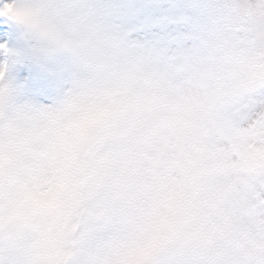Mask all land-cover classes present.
Here are the masks:
<instances>
[{"label":"clouds","instance_id":"1","mask_svg":"<svg viewBox=\"0 0 264 264\" xmlns=\"http://www.w3.org/2000/svg\"><path fill=\"white\" fill-rule=\"evenodd\" d=\"M0 0V264H264V0Z\"/></svg>","mask_w":264,"mask_h":264},{"label":"snow or ice","instance_id":"2","mask_svg":"<svg viewBox=\"0 0 264 264\" xmlns=\"http://www.w3.org/2000/svg\"><path fill=\"white\" fill-rule=\"evenodd\" d=\"M150 15L142 21L143 30L149 35H155L177 43L187 38L185 26L187 21L176 6H170V0H154L149 5ZM7 28L0 23V41L8 39Z\"/></svg>","mask_w":264,"mask_h":264},{"label":"rangeland","instance_id":"3","mask_svg":"<svg viewBox=\"0 0 264 264\" xmlns=\"http://www.w3.org/2000/svg\"><path fill=\"white\" fill-rule=\"evenodd\" d=\"M0 42H3V41H0Z\"/></svg>","mask_w":264,"mask_h":264}]
</instances>
